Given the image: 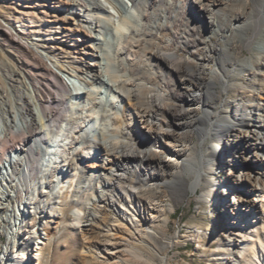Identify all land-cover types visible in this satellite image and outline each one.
<instances>
[{"label":"bare ground","instance_id":"1","mask_svg":"<svg viewBox=\"0 0 264 264\" xmlns=\"http://www.w3.org/2000/svg\"><path fill=\"white\" fill-rule=\"evenodd\" d=\"M128 2L0 0V42L21 58L6 76L7 100L0 97V248L2 237L10 242L0 262L41 264L53 231L47 219L41 228L33 218L37 195L67 194L76 164L73 179L85 171L97 180L94 203L74 213L88 241L85 263L163 262L149 232L167 216V203L173 211L209 185L216 193L205 190L198 199L211 203L213 229L200 231L210 245L222 241L218 263L264 264V0ZM192 44L208 55L188 54L181 63L175 48L190 51ZM237 45L249 50L248 59H240ZM194 59L198 72L187 64ZM219 85L227 98L215 111ZM169 91L194 102L172 126L165 122ZM40 124L45 135L35 132ZM20 140L19 148L8 147ZM82 150L86 156L74 159ZM244 150L252 165L239 160ZM216 168L228 173L214 179ZM19 191L25 198L15 204ZM57 204L42 214L59 217ZM99 217L102 235L95 237Z\"/></svg>","mask_w":264,"mask_h":264},{"label":"rangeland","instance_id":"2","mask_svg":"<svg viewBox=\"0 0 264 264\" xmlns=\"http://www.w3.org/2000/svg\"><path fill=\"white\" fill-rule=\"evenodd\" d=\"M104 0H102L103 2ZM5 13H9V9H3ZM116 22H119L118 20ZM122 26V24H121ZM0 28H6V24L2 19H0ZM235 38L237 40L240 39V35L236 34ZM231 40V38L229 39ZM216 41H220V37L216 38ZM222 44L224 45L225 42L222 41ZM155 46L158 45V43L153 42ZM189 50H180L181 48H175L179 56L181 57V63H186V57L191 56L188 54H192V56H207L206 49L203 45H197L192 44L190 46ZM235 50L241 51V60L248 59L250 57L249 50L243 46V45H237L235 47ZM191 56V57H192ZM184 60V61H183ZM21 62V58L15 53L13 49H11L8 45L2 44L0 42V97L6 99L7 93L5 91L10 89V84L8 82V79L6 78L7 74L10 73L11 67H18L19 63ZM198 62V63H197ZM189 68L195 69L194 71H199V61L194 59L189 61L187 63ZM189 68H185V71L189 72ZM198 68V69H196ZM184 74V73H183ZM182 75V74H181ZM214 77V74H211ZM183 76V75H182ZM184 78V77H182ZM180 78V80H182ZM216 78V77H215ZM217 82L218 78L216 79ZM9 84V86H8ZM171 87V90L173 91L175 87L172 83L169 84ZM106 92V89L104 90ZM235 94V93H234ZM148 95V92L146 90L143 91V96H141V99H145V97ZM227 94L225 91H223L221 85H219L215 93L213 94L214 99L211 104L213 105L215 111L221 110L224 108V101L226 100ZM233 98L236 97V95H232ZM165 99V104H168L171 106L172 112L169 114L167 113L165 116V122L168 126H172L175 123V114L177 112H180L184 110V108L188 105L190 106L194 102L191 100L188 102H185V99L181 100L182 97L179 99L175 98L174 95L171 94L169 91L166 93V95L163 96ZM184 98V96H183ZM7 100V99H6ZM147 107V106H146ZM188 112V111H187ZM185 114V113H184ZM191 117V113H186L185 116H183V119L188 120ZM185 120V121H186ZM183 121V120H182ZM36 133H41L45 135L46 133L43 132L41 124L36 127L35 130ZM36 135V134H35ZM32 137V136H31ZM198 136H195V140L197 141ZM30 139V138H29ZM138 139V138H137ZM82 137H78L76 141H81ZM24 143V140H20L18 143H11L8 145L11 149L19 146ZM85 144V143H84ZM80 146V144H79ZM80 153L78 156H74L71 153L69 154V160L73 161L75 158H81L85 155L82 151H79ZM226 151H224L223 155ZM239 160L243 162H246L248 165H252V153L249 150H244ZM74 156V157H73ZM71 157V158H70ZM74 159H73V158ZM251 159V160H248ZM239 161V163H240ZM77 162H80L79 159H77ZM76 164H72V168H70V181L73 180V182H69L67 187H69V192L67 194H60L56 200L52 198L51 196H41L40 193H38L36 198V205L38 207L37 214H34L33 217L34 220L37 222L38 227H43L45 224L44 219H47L48 223L47 226H51L53 231V238L51 242L49 243L48 247L46 248L44 259H42L41 264H87L83 260V257L85 256V246H88V241H83V239L80 236V231L76 226V220L74 217V213H76V210L85 211V209L89 206V203L92 202L94 196H96L97 193V180L94 182L90 181V176L88 175V172L85 173H77L76 177L73 179V173L75 174V166ZM221 167V164H220ZM246 169V167H245ZM258 169L261 171H264L263 166L258 165ZM92 170V169H91ZM219 171V172H218ZM56 171H51V175H54ZM228 173V169L221 168L217 170L214 173L213 178L215 177H221L225 176V174ZM34 180L36 182L41 181V172H36L33 176ZM107 181L112 182V184L115 183L116 178L114 176L107 175L105 178ZM89 180V181H88ZM137 180V174L134 175V177L131 179L132 183H136ZM189 180H192V177L189 178ZM90 182V183H89ZM29 181H27L24 185L25 194L30 195L31 190L28 188ZM129 185V184H128ZM126 183H121L119 186H126L128 187ZM250 185V184H248ZM117 186V184H116ZM214 192V188H211L209 185H204L203 188L198 189V193H190L189 199L185 200L182 203H178L175 209L172 211L170 207V203L166 204L167 208V216L163 217L160 221H158L155 224V231L149 232V242H151L152 245H154L166 258L163 260L161 258H158L155 263L156 264H219V244L222 243V241H215L212 245H210V239L208 235L203 236L202 230L204 229H213V219L211 217V203L200 201L198 198L202 195L203 191L205 190H211ZM221 189V187L219 188ZM39 192V191H38ZM216 193V192H214ZM260 195V194H259ZM230 195H228L229 197ZM25 196L23 195V192L19 191L18 195L15 198V204L19 203L18 201H21L24 199ZM230 199V198H229ZM60 200V201H59ZM54 201V202H53ZM59 204V208L62 212L59 217H46V215H43L42 212L44 209L48 208L49 204H55V202ZM57 204V205H58ZM95 207H99V205L95 204ZM100 205V209H101ZM58 212V214H59ZM115 209L112 208L108 214L107 221L113 222V219L115 218ZM98 216V215H97ZM105 218V219H106ZM33 221V220H32ZM103 218L99 217V223L96 225L94 232L96 233L95 237H97V234H101L99 231L102 227ZM29 227L30 223H26ZM25 224V225H26ZM200 228L202 229L200 231ZM6 231V229H5ZM102 235V234H101ZM200 235V236H199ZM10 242L6 236L2 237L1 239V248H0V257H3V255L6 252V246H9ZM0 264H2L0 262Z\"/></svg>","mask_w":264,"mask_h":264}]
</instances>
